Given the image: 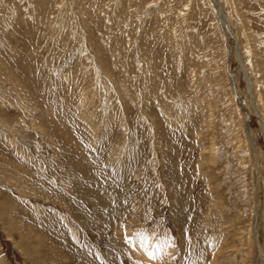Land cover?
Masks as SVG:
<instances>
[{"label":"rangeland","instance_id":"1","mask_svg":"<svg viewBox=\"0 0 264 264\" xmlns=\"http://www.w3.org/2000/svg\"><path fill=\"white\" fill-rule=\"evenodd\" d=\"M264 0H0V264H264Z\"/></svg>","mask_w":264,"mask_h":264},{"label":"bare ground","instance_id":"2","mask_svg":"<svg viewBox=\"0 0 264 264\" xmlns=\"http://www.w3.org/2000/svg\"><path fill=\"white\" fill-rule=\"evenodd\" d=\"M263 254H264V245H263V247H262V256H263Z\"/></svg>","mask_w":264,"mask_h":264}]
</instances>
